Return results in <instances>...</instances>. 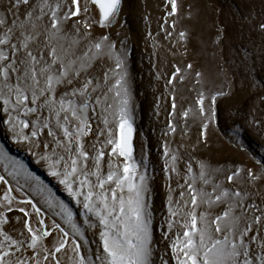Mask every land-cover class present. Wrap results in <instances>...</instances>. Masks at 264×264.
I'll use <instances>...</instances> for the list:
<instances>
[{
	"label": "rangeland",
	"instance_id": "1",
	"mask_svg": "<svg viewBox=\"0 0 264 264\" xmlns=\"http://www.w3.org/2000/svg\"><path fill=\"white\" fill-rule=\"evenodd\" d=\"M38 2L30 0L28 5H21L17 10L10 0H0V17H6L9 25L13 20L19 23L27 19L26 12ZM57 2L60 3L61 13L71 4V0H49L52 4ZM80 3L82 9L87 4L89 11L86 17L82 12L74 19H85L91 26L90 34L78 46L73 45L72 37L76 33L72 21L62 22L63 33H68V38L52 40L50 45L56 47L61 55L70 49L66 59L83 56L87 46L101 42L104 36L109 38L103 42L105 53L109 43L116 46L115 55H101L99 58L93 55V49V53H89L92 59L87 61V70L77 83L82 82L85 76L99 83L107 72L106 87H110L119 78V73L126 72L135 129L133 155L136 163L141 165L140 172L146 173L150 189L147 204L152 218L155 264H161V257H170L168 244L172 236L167 232L168 198L172 196L174 205L183 204L179 197L184 191V200H188L187 183L192 182L189 177H197L194 186L198 190L213 193L214 185L219 186L214 194H219L221 188L230 192L238 190L249 194L246 201L249 207L252 203L264 207V31L259 28L264 23V0H176L175 14H172L169 0H122L118 17L108 27H100V13L96 5L90 0H80ZM36 23L37 31L43 33L49 25V17L45 15ZM181 33L184 35L181 36ZM2 35L3 28H0ZM84 35L85 30L81 27L80 36ZM45 38V35H40L39 41L31 46L43 47ZM13 42H16L15 37ZM3 50L8 52L6 46ZM44 55L48 57L47 49ZM116 55L124 61L119 73L112 70L115 69ZM177 68L180 69L178 73ZM172 77L175 79L170 83ZM64 91V87L58 88L57 96ZM107 94L108 102L117 105L114 90ZM201 94L205 113L210 115L213 108L216 112L207 129L206 140L201 136L203 124L208 123L207 115L199 110ZM213 96L216 97L215 105L211 104ZM186 112L188 115L185 117ZM89 115L91 134L83 138L85 151L94 157L103 145L105 155L99 162L101 175L106 176L110 170L122 174L123 157L111 155L112 145L106 143L109 128L118 137L117 122L110 119L109 125L105 126L97 112H90ZM21 118L35 119L34 116ZM74 127L75 122L70 125V130ZM32 128L30 124V129L25 132H30ZM101 130L105 133L102 136L99 135ZM58 134L62 135L59 130ZM55 148L53 138L47 135L46 129L39 141L18 143L8 130L7 114L0 101V176L9 182L13 189L11 195L16 197L13 211L5 213L10 221L4 226L5 231L13 237L19 236L21 231L27 235L24 223L29 217L19 211L24 208L34 229L46 226L49 231L53 230L52 235L43 241L49 249L54 248L62 235L54 228V222L68 232L66 249L57 254L61 264H73L76 259L74 244L80 245V252L88 259L95 260L101 252L99 229L89 227V223L97 224L98 221L95 216L86 220L82 203L68 194L57 177L49 174L50 161L40 159L41 154L57 159L52 156ZM56 151L66 156L63 149ZM172 156L177 157L175 162ZM87 163L88 169L94 171L93 159L90 158ZM201 163L206 165L205 180L208 183L199 179ZM189 164L192 172L187 171ZM19 165H23V170L19 169ZM173 168L176 170L173 171ZM14 170L20 174L13 176L11 173ZM249 170L261 178L252 181L248 177ZM233 172L239 174L229 183L227 176ZM90 179L95 182L94 176ZM37 185L41 191L36 190ZM6 188L7 185L0 184V200ZM21 199L31 200L41 209V214L37 215L30 204H20L18 201ZM204 199L199 203L198 216L206 212L208 219L212 220L227 209V203L209 206L203 202ZM48 200L52 202L51 207ZM61 204L71 211L82 236L77 235L68 224ZM3 211L0 209V212ZM251 215L248 212L249 223ZM40 219L44 220V224L38 223ZM210 228L214 233V227ZM177 230L174 227L173 232ZM254 234L255 226L250 235ZM253 250H256L255 245ZM48 264H53L51 258ZM170 264H175L174 260Z\"/></svg>",
	"mask_w": 264,
	"mask_h": 264
},
{
	"label": "snow or ice",
	"instance_id": "2",
	"mask_svg": "<svg viewBox=\"0 0 264 264\" xmlns=\"http://www.w3.org/2000/svg\"><path fill=\"white\" fill-rule=\"evenodd\" d=\"M10 2L12 7L18 10L21 5H28L30 0ZM90 2L99 9L100 27H108L118 17L122 0ZM169 2L172 5V14H175L176 0ZM88 11L87 4L81 8L80 0H71V4L67 5L66 11L62 13L59 2L52 4L49 0H39L26 12L27 19L24 21L17 23L13 20L9 25L6 17H0V28H3V35L0 36V101L4 113L7 114L8 130L18 143L31 144L33 141H39L44 130H47V135L53 138L56 145L52 156L57 159L52 160V157L44 154H41L40 159L50 161L49 174L57 177L68 194L76 198L78 203H82L86 220L95 216L98 221L97 224L89 223V227L99 229L100 254L95 260L88 259L80 252V245L74 244L76 259L73 264H97V261L98 264H155L152 218L147 204V193L150 191L148 178L146 173L140 172L141 165L136 163L133 155L135 129L132 124L131 97L126 86V72L119 73L124 61L118 55L115 56V69L112 70L119 73V78L110 87H106L107 72L99 83H94V78L87 76L77 83L87 70V61L92 59L89 53H93L95 49L93 55L96 58L101 55H115V44L109 43L105 53L103 42L109 38L104 36L101 42L87 46L83 56L74 59H66L70 49H66L64 55H61L56 47L50 45L52 40L68 38L69 34L63 33L61 25L62 22L70 20L76 33L72 37V44L78 46L82 39H86L91 26L85 19L74 18L80 17L82 12L86 17ZM45 15L49 17V25L41 33L37 31L36 21L42 20ZM81 27L85 30L84 37L80 36ZM259 28L264 31V23H261ZM17 33L19 35H16ZM40 35L46 36L43 47L33 48L31 45L39 41ZM183 35L184 33H181V36ZM14 37L16 42H13ZM5 46L8 52L3 50ZM45 49L48 50L47 58L44 55ZM188 67L191 68V65ZM176 71L178 73L180 69L177 68ZM174 79L175 77H172L169 82ZM60 87H64L66 91L57 96L56 90ZM113 90L118 98L117 105L108 102L107 93ZM198 103L201 114L207 115L208 118V123L203 124L201 132V136L206 140L207 129L216 112L213 108L210 115L205 113L202 94ZM215 103L216 97L213 96L211 104ZM90 112H97L105 126L109 125L110 119L117 122L118 137L114 136L109 128L106 143L112 145L111 155L123 157L125 162L122 174L110 170L106 176L101 175L99 162L105 155L103 145L94 157H90L85 151L83 138L91 134ZM184 115L186 117L188 113ZM21 116H34L35 119H22ZM73 122L75 127L70 130ZM30 124L33 128L26 133L25 130L30 129ZM58 130L62 135L58 134ZM172 130H175L174 127ZM104 134L103 130L99 132L101 136ZM44 146L48 147L47 144ZM56 149H63L66 156L58 154ZM167 154L165 147V156ZM90 158L94 161V171L88 169L87 162ZM172 160L175 162L177 157L172 156ZM18 167L23 170V165ZM109 167L111 168V165ZM187 171L192 172L190 164ZM11 174L18 176L20 173L14 170ZM238 174L233 172L227 176L228 182L231 183ZM93 176L95 182L90 179ZM205 176L206 165L201 163L199 179L208 183ZM248 177L252 181L261 178L251 170L248 171ZM189 179L192 182H186L188 200H184V191L180 192L179 197L183 204L174 205L172 196L168 198L167 232L172 236L168 244L171 251L169 259L161 257V264H170L172 260L175 264H264V235H261L264 231V207L255 203L249 207L246 202L248 193L238 190L230 192L221 188L219 194H214L218 185H214L213 193H206L194 186L197 179L195 175ZM0 184L7 185L0 200V209L4 210L0 212V264H48L50 258L53 264H60L56 254L66 249L68 240L65 238L68 237V232L54 222V228L62 235L54 248L49 249L43 241L52 233L46 226L43 229H34L29 222V213L20 208L19 211L29 217L24 223L27 235L21 231L19 236L13 237L9 231H5L4 226L10 222L5 213L13 211L12 205L16 197L11 195L13 189L5 177L0 176ZM179 187L184 188L183 185ZM36 190L41 191L39 185ZM231 197L236 199L232 200ZM202 198H205L203 202L209 206L214 203H227V209L212 220L208 219L206 212L198 216L197 210ZM18 202L32 205L36 214H41V209L31 200L21 199ZM47 202L51 207V200ZM60 207L68 224L77 235L82 236L71 211L62 204ZM248 212L252 213L251 223L248 222ZM38 223L44 224V220L40 219ZM210 226L214 227L215 234ZM254 226L255 234L250 235ZM174 227L178 229L175 232Z\"/></svg>",
	"mask_w": 264,
	"mask_h": 264
},
{
	"label": "water",
	"instance_id": "3",
	"mask_svg": "<svg viewBox=\"0 0 264 264\" xmlns=\"http://www.w3.org/2000/svg\"><path fill=\"white\" fill-rule=\"evenodd\" d=\"M50 232H53V230H52V231H50ZM57 254H58V253H57ZM57 254H56V255H57ZM60 264H61V262H60Z\"/></svg>",
	"mask_w": 264,
	"mask_h": 264
},
{
	"label": "bare ground",
	"instance_id": "4",
	"mask_svg": "<svg viewBox=\"0 0 264 264\" xmlns=\"http://www.w3.org/2000/svg\"><path fill=\"white\" fill-rule=\"evenodd\" d=\"M214 145V144H213Z\"/></svg>",
	"mask_w": 264,
	"mask_h": 264
}]
</instances>
